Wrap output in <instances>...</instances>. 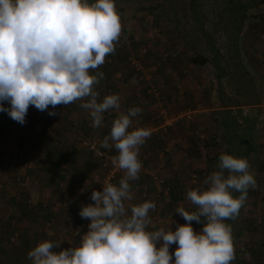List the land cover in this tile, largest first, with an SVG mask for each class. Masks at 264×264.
Segmentation results:
<instances>
[{
  "label": "clouds",
  "instance_id": "1",
  "mask_svg": "<svg viewBox=\"0 0 264 264\" xmlns=\"http://www.w3.org/2000/svg\"><path fill=\"white\" fill-rule=\"evenodd\" d=\"M121 32L115 0H0V112L23 124L30 106L43 112L79 102L91 126L99 128L104 114L115 111L100 146L117 151L112 165L124 173L118 184L104 181L102 190L92 192L93 203L81 208L80 216L91 223L79 245L56 251L62 241L45 239L28 259L31 264H232L235 241L226 221L238 217L248 190L257 187L247 159L221 154L218 170L203 186L187 189L192 207L180 204L175 210L187 223L174 230H149L155 227L150 217L155 202L133 203L131 182L139 179L140 149L151 133L133 127L141 108L121 111L118 94L101 99L97 91L104 73L96 70L115 52ZM193 221L203 227L197 231Z\"/></svg>",
  "mask_w": 264,
  "mask_h": 264
},
{
  "label": "rangeland",
  "instance_id": "2",
  "mask_svg": "<svg viewBox=\"0 0 264 264\" xmlns=\"http://www.w3.org/2000/svg\"><path fill=\"white\" fill-rule=\"evenodd\" d=\"M132 9L128 7L124 17L126 19L125 22L121 21L122 32L119 42L116 44V54L113 57L107 56L105 63L96 70L104 71L103 79H106L105 82L100 81L97 91L100 93L101 99L108 94H118L121 99L122 94L128 90L138 88L144 89L146 95L153 97L155 102L157 101V105H152L153 108L151 110L154 113L148 111L140 113L134 119L141 122L137 121L138 124L136 122L133 126L146 128L150 131L151 134L145 142L146 145H150L153 148L156 146L159 148L164 146L165 148V146H170L169 143L171 142V146L175 147L176 151L181 150V152L177 151L176 153L179 156L175 158H173L172 154L171 157H167L164 160L165 153H161L160 150V163H163V165L154 166L155 173H153V176L158 174V182L162 180L163 176L166 180V186H158L156 188L152 185L153 187L150 192L148 191L149 193L145 191V196L142 195L143 191H139L142 188L139 189L132 186V189L144 201H154L156 199V209L150 215L155 227H150L149 230H156L159 227H165L166 230H174L176 225L187 223L181 215L175 213L176 208L180 204H184L187 208L192 207L186 200L187 189L189 187H202L203 181L208 176L206 173V160L225 151V142L221 135L222 127L219 124L220 114H217L218 118L215 119L216 114L211 105L213 102L211 98L214 97L215 89L219 87V81L213 72V67L208 63L194 65L190 62L189 59L193 54V49L188 47L185 41L181 40L178 33L175 32L174 24L162 17L155 16L149 11H142L138 16L132 18L130 16ZM254 11L258 13V16L261 14L264 19V13L259 12L257 9ZM254 11L251 9L249 12ZM254 24L247 18L241 35L240 53L244 62H247L248 50L251 51L252 55L250 57L254 59L255 66L261 72V75L258 76L262 77V88L264 90V65L261 60L264 54V41L259 38V36H264V27ZM258 24H261L260 21ZM247 30H249L248 34L245 32ZM130 32L133 33L129 38ZM193 40L197 43L195 45L196 49L204 47L205 44H201L199 38L195 37ZM144 49L146 50L145 53ZM128 57L131 60L128 61L126 59ZM255 78L258 80L256 76ZM223 82V84L227 83L225 80ZM238 86L239 83L226 84L225 91L227 95L237 94L234 89L235 87L237 89ZM139 98L145 97L141 96ZM4 107H10L7 101L4 102ZM188 108L194 110L195 113L194 115L191 113L187 119L182 117L181 113L186 112ZM64 109L61 105L57 106V109L49 106V111L55 110L57 112V115L53 117V126L52 130L48 132L49 135L41 130L44 118H38L34 106L29 107L23 124L11 119L7 112H0V233H6L4 246L8 250L13 251V248L18 246V244H15L18 238L15 233L11 234V232L20 224H27L28 219L26 217L19 219L23 215L19 213V210L23 212L21 210L22 204L18 207L20 209L15 210V212L12 211L13 208L9 202L3 204V200L4 198L7 199V196H10V198L13 196L17 201L22 202L26 195L33 200L41 196L47 201L51 200L54 195H58L57 197L64 199L68 205L70 204L71 207H74L76 204L73 202H75L74 199L76 197L80 198L81 195L86 199L88 198L89 201L92 192L96 189V185L101 183L103 188L104 175L103 179L99 178V176L104 173V170H101L95 161L96 156L93 158L84 148V141L93 139L98 140L99 147L103 148L100 146V141H102L100 134L96 133L100 127L93 128L90 117L88 119L90 125H85V128L72 124L71 127L75 128V130L69 129L68 131L71 130L73 134L75 133V137L71 140L67 134L63 135V127H65L62 120ZM247 110H250L249 106L242 107L243 113L248 112ZM250 112L254 113V111ZM45 116L48 115L45 114ZM164 117L166 120H164ZM263 119L262 117L258 120L259 122L256 121L260 126L259 129H256L258 132L254 135L258 150L256 155H254V161L250 162V170L255 176L257 187L251 188V194L247 195V204L243 206L240 212H245L247 207L256 203L260 206H258L259 209L256 211L264 216V167L261 170L262 172H260L262 175L256 176L254 173L260 164L262 165L260 162L264 159ZM239 122H242V120L239 119ZM37 124L40 126L39 129L35 128ZM60 125L61 128L56 129ZM104 125L105 122L102 126ZM33 128L36 129L34 130L35 134L30 132ZM53 129L58 131L54 132L55 130ZM50 135H56L54 136L56 138L51 140L49 139ZM83 136L86 138H83ZM212 136L218 139L214 143L210 139ZM35 140H39V145H31ZM153 140L161 143V146L153 142ZM47 144L53 150L67 151L64 157L60 158V160L57 159V161L68 168V172L59 187L55 189L46 187L43 189L44 191L36 195L37 192L33 186H39L41 183V173L45 164V161L41 160V158L47 153ZM144 144L140 149L139 159L146 166L147 159L143 158L141 154V150H144L142 149ZM107 153L109 154V152ZM77 163L80 164L78 169L71 168L69 170V166ZM123 175L122 170L117 169L114 171V177L111 179V181L113 180L112 183H117ZM31 179H34V181L31 182ZM146 179L144 183L151 182L147 177ZM153 183L155 182L153 181ZM165 187H169L168 194L166 193L168 190ZM151 195L153 198H149ZM6 216H8L10 224L6 223L4 219ZM244 217L247 218L246 213H244ZM72 219H75V217L72 216ZM72 219H69V221L72 222ZM84 219L81 217L82 221ZM52 221L50 224H53ZM241 221L238 219L232 226V232L236 234L233 237L238 264H264V247H261L262 245L256 242L261 232H257L255 226H249L246 223H241ZM73 224L75 225L73 233L66 229L64 230V227L59 231L60 236H57V240L62 241V246L67 248L74 245L77 239L75 232L80 229L77 222ZM192 226L197 231L203 227L201 223L197 222L192 223ZM51 227L52 225H45L43 230H48ZM70 227L73 226L71 225ZM32 228L33 226L31 231H34ZM176 247L177 245L175 244L171 245L170 252L174 253ZM23 252L21 254V251H19L18 254H20L24 262H29L28 253H25L24 250ZM256 255H261L262 258L256 260Z\"/></svg>",
  "mask_w": 264,
  "mask_h": 264
},
{
  "label": "trees",
  "instance_id": "3",
  "mask_svg": "<svg viewBox=\"0 0 264 264\" xmlns=\"http://www.w3.org/2000/svg\"><path fill=\"white\" fill-rule=\"evenodd\" d=\"M261 1L262 0H115L116 8L120 14L122 22H125L126 20L124 17L126 16L128 7L133 8L130 15L132 18L138 16L142 11H149L157 17H162L166 21L174 24L175 32L178 33L181 40L185 41L188 47L193 49V54L189 59L191 63L194 65L208 63L213 67V72L219 81V87L215 89L214 97L211 98L213 100L211 105L216 114L215 119H217L220 114L219 124L222 127L221 135L225 142V151L223 153H230L245 158L249 163L254 161V155H256L258 150V145L256 144L257 141H254V135L258 132L256 129H259L260 127L258 120L262 117L264 118V90L262 88V77L258 76L261 75V72H259L255 63L252 65L250 59H248L247 62H244L240 53V47L242 42L241 35L247 18L254 22V25L264 27V21L261 19L259 20L257 18L258 13L254 11L256 10V7L262 3ZM89 2H94V0H89ZM251 9H253L254 12H249ZM259 21L261 24H258ZM245 32L248 34L249 30ZM195 37L199 38L201 44H205L203 48H195V45H197L193 40ZM259 38L264 41V36H259ZM248 51L247 55L250 56L251 51ZM115 54L116 53L114 52L113 54H110L109 57H113ZM261 60L264 65V54L262 55ZM255 76L258 80H256ZM224 80L227 81L226 84L239 83L238 88L236 89L235 87L234 89L237 94L232 96L227 95L225 91L226 84H223ZM7 104L9 103L7 102ZM243 106H249L250 110L243 113ZM50 111L46 110L42 112L36 109L38 118H44L41 130L45 132V134H48L53 126L52 120L54 116L48 114ZM122 111L127 112L126 110ZM250 111H254V113L252 114ZM45 114L48 116H45ZM106 118L104 119L105 123H107ZM67 119V115L65 114L63 120L67 121ZM239 119H241L242 122H239ZM65 125L69 126L66 123ZM84 126L85 125H83V128H85ZM39 127L38 124L35 125V128L39 129ZM102 127L104 128L105 125ZM35 128L30 131L31 134H35ZM60 128L61 125L56 129ZM54 132H56V130ZM51 135L49 136V139L53 140L56 138L54 137L56 135ZM210 139L212 143L218 140L213 136ZM34 144L39 145V140H35L31 143V145ZM102 150H104V148H102ZM46 152V155L41 158V160L45 161L40 178L41 183L39 186H33L36 189V195H39L46 187L54 189L59 187L61 181L64 180L65 174L68 172V168L62 166V164L57 161V159L60 160V158L64 157L67 151L53 150V148L47 144ZM87 152L94 158L95 155L91 151ZM223 153L206 160V173L208 175L211 172L218 170L217 164L219 156ZM110 154L114 155L113 153ZM115 154H117V152ZM95 161L105 173V168L102 165V162L98 158H95ZM260 163H262V165L260 164L257 170L255 172L253 171L256 176L262 175L260 172H262L261 170L264 167V159H262ZM71 167L73 169H78L80 164L77 163L73 164V166H69V170ZM104 173L100 175L99 178H103ZM33 181L34 179H31V182ZM95 188V190H98V185H96ZM251 192L252 189L250 188L248 190V195L251 194ZM234 195H239V193H234ZM57 196L58 195H54L53 198L47 202L43 201L44 198H41V196H36V200H33L29 198L30 196L26 195L22 202L17 201L13 196L12 198L7 196V200L13 208V212L15 209H20L18 207L22 204L21 210L23 212H20L19 210V213L23 215L19 219L26 217L28 223L24 225L20 224L13 232H11V234L15 233V236L18 238L16 239L17 243H15L18 244V246L13 248V251L8 250L4 246L5 234L0 236V255L7 258L4 259L3 257H0V264H15V262L19 261V258L21 257L20 254H18L19 251H21V254L24 253L23 250L25 253H28L39 242L47 239L46 234H44L46 230L43 229H45L46 222L52 221L54 215H69L71 213V216L75 217L74 222H77L78 224L80 222V229L76 231L85 232L87 230L91 221L90 219H84L82 221L81 217L80 219L76 217L80 212L76 207L79 200L84 202L83 206L93 203L91 197L88 201V198L86 199L80 195V198H75L76 202L74 203H76V205L74 207H69L67 201L64 199L62 200ZM246 204L247 203L245 202L244 206ZM258 206L259 205L256 203L251 204L246 208L245 212H239L237 218L227 220L226 223L233 226L239 219L242 220L241 223L243 222L249 226H255L256 231L261 232V234L259 233L260 235L256 242L259 245L261 244V247H264V216L256 211L259 209ZM244 213H246L247 218L244 217ZM258 214H261V216L258 217ZM8 223L10 224V220ZM192 223H195V221ZM32 226L34 231H31ZM54 228L55 227H53V229ZM74 230L71 232L73 233ZM72 233L70 234L72 235ZM64 247L67 248L66 246ZM255 258L257 260L262 258V256L256 255ZM21 262L23 261H19L16 264H31V261L28 263ZM232 264H238V260L235 259Z\"/></svg>",
  "mask_w": 264,
  "mask_h": 264
},
{
  "label": "crops",
  "instance_id": "4",
  "mask_svg": "<svg viewBox=\"0 0 264 264\" xmlns=\"http://www.w3.org/2000/svg\"><path fill=\"white\" fill-rule=\"evenodd\" d=\"M261 2L262 3H260L256 7V9L259 12L264 13V0H262ZM257 18L259 20L261 19V20L264 21V19H263V17H262L261 14H259V16ZM132 33L133 32H130L129 38L132 35ZM251 55L252 54L250 53V56ZM250 56H248L249 57L248 59H250L251 62H252V64H253L254 63V59L252 57H250ZM105 80L106 79H102L103 82H105ZM114 87H115V85H114ZM122 95L123 96L120 99V102H121V111L122 110H126L127 111L129 108H132V107H139L142 110L141 113L142 112H145L146 113V111L152 112V110H151L153 108L152 105L155 106V104L157 103V101L155 102V100L153 99V97L145 94L144 89L134 88V90H128L126 93H124ZM141 96H144L145 98L140 99L139 97H141ZM61 106H63V105H61ZM63 107L66 109L63 112L67 115V118L69 119V120L67 119V121L66 120H63V118L65 116V114H63L62 120H63V125L65 126V127H63L64 128L63 135H66L67 134L69 136V139L72 140L73 137H75V133L73 134L71 132V130L68 131L69 129L75 130V128L71 127L72 124H76L78 126L90 125V122L88 121V119H90V118H89L88 114L85 113V110L82 109L79 106V103L78 102L77 103H74V104H70L68 106H63ZM152 113H154V111ZM116 116H117V113L115 111H111V112L109 111L108 114H106L107 123H105V127L103 128L101 126L102 128H99L98 131L96 132V133H99L100 134L101 139H103L104 136L110 134V129H111L112 123H113L114 119L116 118ZM65 123L68 124L69 127H67L65 125ZM134 124H136V120L135 119H134L133 125ZM105 130H107V131H105ZM57 131L58 130H56V132ZM174 136H176V135H174ZM83 138H86V137L83 136ZM148 142L149 143H152L150 141H148ZM153 142L158 143L159 146H161V143H159L158 141L153 140ZM169 145L170 146H165V148H164V146H163V148H159L158 146H156L155 148H153L150 145H146V143L144 144V147L142 148L144 150L143 151L141 150V154L143 155V158H146L147 159L146 166H144V163L142 164L145 168L142 167L141 172L139 174V179L136 180V181L131 182L132 183V186H134L135 188H139V189L142 188V189L139 190L140 192L143 191V194L142 195L145 196V193H146L145 191H147V192L149 191L150 192V189H152V187H153L152 185H154V187H156V188L158 186H162V187L166 186V180H165V178H163V176H162V180H163L162 183H159L158 180H157L158 174H156L155 176H153V173H155V171H154L155 169H153V168H154L155 165H158V167L161 166V165H163V163H160L161 153H165L164 154L165 155L164 160H166L167 157H171L172 154H173V158H175L176 156H179L178 153H176L179 150L176 151V148L171 146V142L169 143ZM84 148L87 150L86 147H84ZM160 150H161V153H160ZM104 151L109 152V154L110 153L115 154L117 152L114 148H111V149L104 148ZM179 152H181V150ZM147 164L153 165V166H149V165L147 166ZM71 166H73V164ZM173 171H175V170H173ZM176 171H177V169H176ZM146 177L148 178V180H151L150 183H149V181L146 182L147 184L144 183L145 182L144 180H147ZM120 179H121V177H120ZM152 180L155 183H153ZM133 193H134V201H133V203H138V202L140 203V202H143L144 201V200L141 199V197H140V195L138 193H135V191H133ZM149 198H153V196L151 195ZM7 199L4 198L3 204H6L7 202H9ZM43 201L47 202V200H43ZM74 201L76 202L75 199H74ZM153 202H156V199H154ZM83 203H84L83 201H80V200L78 201V203H77L78 206L76 207L77 209H79L78 211H81V207L83 206ZM15 210H17V209H15ZM153 212L154 211H151L150 212V215ZM71 215H72L71 213L69 215H67V214L54 215V218H52V220H53L52 221L53 222L52 227L44 232V234H46L48 240L58 241L57 240V236L58 235L60 236L59 231L62 228H64V227H65L64 230L66 229L69 232H71L72 230L75 229V225L72 224L74 222V219H72V216ZM76 217H78L80 219V217H81L80 216V212H79V214L76 215ZM4 219L6 220V223H8V216L4 217ZM69 219H72L73 221L70 222ZM71 225L73 227H70ZM78 226H79V224H78ZM53 227H55V228L53 229ZM79 228H80V226H79ZM1 234L2 233H0V236H1ZM64 248L65 247L64 246L62 247V244H60V249H64ZM60 249H56V251H59ZM0 257H3L4 259H7L3 255H0ZM19 259H20L19 261H23L22 260V257H20ZM19 261H17V262H19ZM17 262H15V264ZM23 262H21V263H23Z\"/></svg>",
  "mask_w": 264,
  "mask_h": 264
},
{
  "label": "built area",
  "instance_id": "5",
  "mask_svg": "<svg viewBox=\"0 0 264 264\" xmlns=\"http://www.w3.org/2000/svg\"><path fill=\"white\" fill-rule=\"evenodd\" d=\"M154 31V29H153ZM146 52V50L144 49V53ZM128 61L131 60L130 57L127 58ZM186 111V110H185ZM193 114L194 115V110H191V108H188L186 112H184L183 114L181 113V116L182 117H185L188 119V117L190 116V114ZM180 117V116H179ZM178 117V118H179ZM181 117V118H182ZM180 119V118H179ZM164 120H166V118L164 117ZM139 121L141 122L140 120H136V122ZM175 121H177L175 119ZM138 124V122H137ZM143 124V123H141ZM134 127V126H133ZM93 145H95V148L93 147ZM84 146L87 148L88 151H91L95 156L96 158H98L101 162H102V165L104 166L105 168V174H104V181H108V182H111V179L114 177L113 176V173L114 171H116L117 169L112 165V161H111V158H112V154H108L107 152H105L104 150H102L99 145H98V140H91V141H84ZM118 154V153H117ZM117 154H114V155H117ZM107 172V173H106ZM103 179V178H102ZM163 181L162 180H159V183H162ZM168 192H166L167 194L169 193V187H165ZM103 188L101 187V183L98 185V190H102ZM261 214H258V217H260ZM51 222H46V226H49L51 225L50 224ZM264 230V229H263ZM88 230H86L85 232H79V231H76L75 232V237L77 238L74 245L73 246H76V245H79L81 242H82V236L83 234H85ZM264 232V231H263Z\"/></svg>",
  "mask_w": 264,
  "mask_h": 264
}]
</instances>
